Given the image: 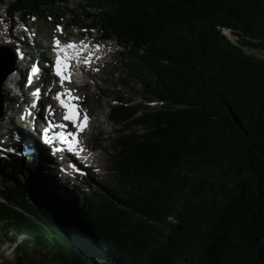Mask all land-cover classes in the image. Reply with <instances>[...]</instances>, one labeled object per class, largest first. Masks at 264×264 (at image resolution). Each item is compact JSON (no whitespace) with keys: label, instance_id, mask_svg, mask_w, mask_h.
<instances>
[{"label":"trees","instance_id":"16d2710c","mask_svg":"<svg viewBox=\"0 0 264 264\" xmlns=\"http://www.w3.org/2000/svg\"><path fill=\"white\" fill-rule=\"evenodd\" d=\"M0 4L24 20L70 14V26L97 27L125 50L120 87L163 102L115 96L117 177L100 183L103 198L61 182L33 156L0 159V234L23 261L261 264L264 0Z\"/></svg>","mask_w":264,"mask_h":264},{"label":"rangeland","instance_id":"374dc122","mask_svg":"<svg viewBox=\"0 0 264 264\" xmlns=\"http://www.w3.org/2000/svg\"><path fill=\"white\" fill-rule=\"evenodd\" d=\"M71 22H73L72 15L67 14L66 18L60 20V26L63 29V31L60 32L57 30V22L54 17H51V19L48 18L47 21L41 18H35V20H31L30 22L33 26L34 31H32L30 35H26L27 39L23 41L27 42L28 40V43H30V46L28 47L29 52L32 51L33 54L41 55L43 57L42 59L44 60V63H46L45 61L47 60H45L46 58H44V56H46L47 54H51L48 47L52 46V38L55 35H61L68 39H73L77 35H83L85 40L90 41L92 39L100 37L98 28L87 31L80 26L70 27L69 24ZM10 23H12L13 26L12 29L8 31ZM23 27L24 26L21 23L19 15L11 18L6 8L3 5H0V45L3 43H7L8 40H11L15 43V37H17L18 40L22 41L24 35L19 34V30L23 29ZM9 33H13L10 34L13 35V37L11 36V39L8 38ZM34 34H36L37 36L35 40ZM97 45L104 46L103 50H101V52L103 53L98 54L99 60H93L94 63L89 66V69L85 68L87 70L78 71L84 74L83 77L86 78L88 82H86V85L82 88L77 87L75 92V95L81 98L78 101L79 105L93 118V125L90 127V132L85 135L83 141L84 145H88L89 149H91V153L89 155L90 157H92L95 166L90 168L89 173L85 172L82 175L78 173V175L76 176L75 173H71L70 175H68L66 172L67 170H65V168H63L62 166H59L57 159H55V163L49 164V167H51V171L55 173L57 178L61 179V182H65L69 186L74 187L80 193L85 192L92 197L103 198V196H101L100 194L99 189H97L99 188L100 183L109 181L110 177H117V172L112 169L111 145L112 138L116 135L118 128H120V125L115 124L108 115L110 105L118 102L115 96L118 97L119 95H121L122 91L124 92L123 97L125 98L127 104L143 103L152 108H158L162 106L163 102L144 97L143 95H141L139 87H136V89H124L120 87V85L118 84V82H120L118 77L122 57H124V54L120 52H124V50L114 39L104 40L102 42H99L98 44H95V46ZM33 46H35L34 50ZM38 46L42 48L39 49L40 51L36 50V47ZM87 58L89 57L87 56ZM19 59L20 61L16 60L17 68L15 70H17V74L14 75L17 79H21L22 81L25 74L24 63L21 61V58ZM25 60L27 59L25 58ZM32 63L35 64L34 61H32ZM46 67L48 68V70L43 71L44 75H42L38 83V86L40 88H43V91L45 93L44 96L47 95V89L52 84L59 86L58 81L52 80L50 77L48 78V76H50L53 71L48 65H46ZM9 81L10 80L4 81L1 90L4 116L0 118V156H3L5 154L4 152H1L5 150L4 142L8 144V149H10L9 143L11 142L14 144L15 142L14 137L16 126L13 125V130L10 131V123L8 120V114H13L14 116L16 115V111H14L13 109V102L10 101L11 95L9 93ZM34 82L38 81L35 80ZM24 88L25 97L31 96V92H29L26 87ZM13 93L15 94L14 91ZM53 95L54 92L49 93V97L53 98ZM41 99H43V97ZM18 102L23 112H20L18 115L20 117L19 119L21 120L24 112L29 115L32 113V110L30 109V105L27 104L24 98H20ZM43 110L42 113H48L44 107ZM25 127L26 129H28V125L25 124ZM25 127L20 128L24 129ZM34 133L37 134L36 131H34ZM52 158L53 157L51 156V159ZM75 159L78 158L75 157ZM1 175L2 172L0 170V176ZM10 177L12 182L16 181L13 175H11ZM1 180L2 179L0 178V186H2ZM20 180L25 181L22 176H20ZM44 260L45 258L43 254H38L33 257L32 261H23V259L17 253L15 246L7 241V238L5 236L0 234V264H47V262Z\"/></svg>","mask_w":264,"mask_h":264},{"label":"snow or ice","instance_id":"6c2138e0","mask_svg":"<svg viewBox=\"0 0 264 264\" xmlns=\"http://www.w3.org/2000/svg\"><path fill=\"white\" fill-rule=\"evenodd\" d=\"M35 20V17L32 18ZM51 19V18H49ZM57 30L62 32L63 29L60 25H57ZM83 41L80 42V45L83 46ZM53 45L55 50L60 51L61 53H65L67 49L75 50L77 48V43L75 41L69 42L62 46V42L59 37H53ZM99 48V45H97ZM11 55L13 57L23 58L24 53L21 51L19 47L13 46V50ZM89 56L91 54H88ZM79 59V56L77 57ZM6 60V51L3 46H0V68H3L4 63ZM83 64L87 66H91V59L86 58L83 61ZM49 66L54 70V74L56 77L59 78L60 86L63 89L65 83H70L72 79L71 75V68L72 63L66 59L65 55H58L55 58L54 62H49ZM42 71V66L39 62L34 64L27 75L26 82L24 87H29L33 84L34 78L40 74ZM49 92L51 91V87L47 89ZM41 93V88L36 87L33 90V96H39ZM61 105L62 108L65 109L66 114L62 117V121H67L74 125L77 131H68V124L63 122L58 123L56 125H52V127H46L41 130V138L44 143L52 144L55 139H58L62 144L67 145L68 151L72 152L75 155V147L79 146V133L84 131L88 126V121L90 117L88 116L87 112L81 113L79 106L76 101H79L81 98L75 95V90L68 88L63 91H59L55 94L54 97ZM34 108L35 105H32ZM45 110L48 112L49 116L54 115L55 110L52 108L51 105H46ZM82 117V118H81ZM65 128V132H56L55 135L50 138V133L52 132L53 128ZM9 152L15 151L14 149H7Z\"/></svg>","mask_w":264,"mask_h":264},{"label":"water","instance_id":"95a60500","mask_svg":"<svg viewBox=\"0 0 264 264\" xmlns=\"http://www.w3.org/2000/svg\"><path fill=\"white\" fill-rule=\"evenodd\" d=\"M5 48L6 51V60L4 63L3 68H0V118L3 116L4 112H3V99H2V94H1V90L3 87V83L6 80V78L8 77V75L16 68V57H13L11 55L13 47L8 46V45H1ZM263 244H264V238L261 240L260 243V254H259V259L261 264H264L263 258H262V254H261V250L263 248Z\"/></svg>","mask_w":264,"mask_h":264},{"label":"bare ground","instance_id":"6f19581e","mask_svg":"<svg viewBox=\"0 0 264 264\" xmlns=\"http://www.w3.org/2000/svg\"><path fill=\"white\" fill-rule=\"evenodd\" d=\"M37 49L36 50H38V51H40L39 49H42L41 47H36ZM99 50H101L100 48H99ZM97 51L98 53H95L94 54V56L96 57V58H98V54H100V53H103V52H101V51ZM23 52V51H22ZM24 53V58H26L27 59V54H26V52H23ZM36 55V54H35ZM29 60H31V59H29ZM78 63L77 64H79L80 65V63H81V61L80 60H76ZM48 64V63H47ZM86 68H88L89 69V66H85ZM72 73V72H71ZM7 80H11V76H10V74L8 75V77H7ZM4 87H5V85H4ZM35 131V130H34ZM34 131H32V137L30 138V143H32L33 145H34V142H35V140L37 139L35 136H37L38 135V130H36V132H37V134H35L34 133ZM9 132V131H8ZM22 135H24V134H22ZM20 137V136H19ZM26 138H28V135H24V136H22L21 138H18V140H25ZM55 155H53V157H54ZM50 159H51V155H49L48 156ZM69 159H70V157H68ZM77 158V157H76ZM96 158V157H95Z\"/></svg>","mask_w":264,"mask_h":264}]
</instances>
